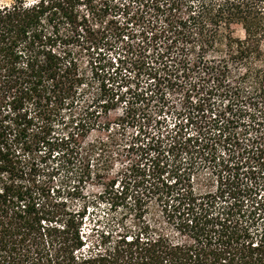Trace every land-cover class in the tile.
<instances>
[{"label": "trees", "instance_id": "trees-1", "mask_svg": "<svg viewBox=\"0 0 264 264\" xmlns=\"http://www.w3.org/2000/svg\"><path fill=\"white\" fill-rule=\"evenodd\" d=\"M98 5L0 0V264H264V0ZM120 14L107 38L126 39L125 60L138 51L152 81L130 110L161 104L176 86L186 91V119L164 139L139 140L122 186L103 192L111 211L126 213L89 233L87 210L51 187L62 173L74 187L91 178L109 147H86L109 127L71 46L101 41L98 23ZM211 161L219 188L200 193L196 174Z\"/></svg>", "mask_w": 264, "mask_h": 264}, {"label": "rangeland", "instance_id": "rangeland-1", "mask_svg": "<svg viewBox=\"0 0 264 264\" xmlns=\"http://www.w3.org/2000/svg\"><path fill=\"white\" fill-rule=\"evenodd\" d=\"M95 1L100 7L105 0ZM88 12L83 7V13ZM114 18L116 21H123V16L120 14L108 16L104 18L103 23H98L105 36L101 41L93 42L86 38L79 42L75 40L71 46L87 79V86L84 88L87 98L94 103L93 110L102 113L98 120L106 124L107 128L109 127V130H96L88 140L86 147L98 141L108 143L109 147L105 148L106 152L99 163L97 161L92 163L94 167L91 178H85L80 185L76 184L74 187L73 182L63 183L65 175L62 173L55 177L51 187L56 191L53 195H56L59 201L68 202L75 210H87L85 230L89 233L92 230H108L126 213L124 208L111 211L108 207L111 201L103 192L105 187H111L113 182L116 183L115 187L122 186L121 182L127 168L140 159L141 153L137 151L138 145L140 146L143 141L150 142L154 136L156 141L158 137L164 139L163 137L175 131L176 126H181L184 118L186 119V91L176 86H170L164 90L166 100L161 104H152L151 107L145 108L138 106L130 110L133 109L132 103H134L131 96L137 93V89L139 93L143 88H147L152 81L148 80L145 71L139 72L142 68L137 62L139 61L138 51H134L130 58L125 60L124 48L128 42L126 39L123 42V40L115 41L112 37L107 38L108 29L112 26L111 21ZM235 36L242 39L245 37L242 28H235ZM140 41L135 40L133 45L137 47L136 44ZM119 97L124 98V101L120 99L117 102ZM107 103L112 109L105 114L103 107H106ZM139 140L142 142L140 143ZM134 144L136 148L132 151L129 147ZM222 156L218 154L220 159L226 158L225 155ZM55 166L51 165V167ZM218 171L219 168L213 161L200 166L196 174L195 189L200 193L217 191L219 188L216 182ZM260 195L263 196L264 191ZM156 210L154 212H157Z\"/></svg>", "mask_w": 264, "mask_h": 264}]
</instances>
